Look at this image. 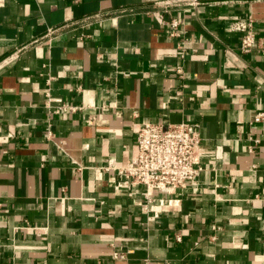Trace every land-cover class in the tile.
<instances>
[{
	"label": "crops",
	"instance_id": "0c3cea01",
	"mask_svg": "<svg viewBox=\"0 0 264 264\" xmlns=\"http://www.w3.org/2000/svg\"><path fill=\"white\" fill-rule=\"evenodd\" d=\"M198 1L5 0L0 264H264V0ZM145 122L200 127L204 171L157 213L116 187Z\"/></svg>",
	"mask_w": 264,
	"mask_h": 264
},
{
	"label": "built area",
	"instance_id": "2783aa9c",
	"mask_svg": "<svg viewBox=\"0 0 264 264\" xmlns=\"http://www.w3.org/2000/svg\"><path fill=\"white\" fill-rule=\"evenodd\" d=\"M190 5L199 4L198 0H184ZM169 2V1H166ZM5 0H0V7ZM163 25L166 26L171 37L179 36L180 22L177 18L165 19L162 16ZM235 31L240 32V49L243 53H249L256 41L254 20H238L232 24ZM184 42H180V62L176 66V73L183 77V61L186 57ZM46 104L50 106L51 97L47 94ZM78 107L62 104L55 109L60 111H75ZM264 112L255 116V122L263 119ZM198 123L182 122L164 126L163 124L145 122L137 131L138 158L136 163L127 167L118 168L123 175L116 187L135 188L143 187V196L146 209L155 210L150 191L157 189L164 193H172L179 187H184L190 181H198L203 167L199 165L201 136ZM115 167L113 159L109 161L108 168Z\"/></svg>",
	"mask_w": 264,
	"mask_h": 264
}]
</instances>
